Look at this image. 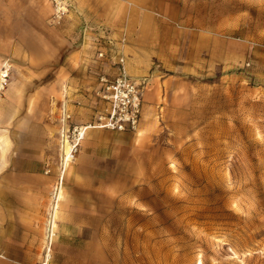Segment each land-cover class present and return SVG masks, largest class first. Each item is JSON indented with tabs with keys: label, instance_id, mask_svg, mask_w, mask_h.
Here are the masks:
<instances>
[{
	"label": "rangeland",
	"instance_id": "obj_1",
	"mask_svg": "<svg viewBox=\"0 0 264 264\" xmlns=\"http://www.w3.org/2000/svg\"><path fill=\"white\" fill-rule=\"evenodd\" d=\"M66 1L57 21L50 0L25 7L6 0L0 11V117L11 111L0 130L12 145L15 114L3 99L16 94L23 143L44 157L39 174L0 173V219L7 212L14 219L19 195L38 203L41 216L32 241L9 229L8 250L0 251L7 264L50 260L56 192L69 183L78 153L64 167L60 133L93 123L105 109L94 91L98 70L81 65L94 13ZM183 1L188 23L211 31L214 52L170 83L175 106L157 108L151 141L104 173L111 189H98L100 264H264V0ZM64 103L70 117L63 125ZM8 221L0 220L1 233Z\"/></svg>",
	"mask_w": 264,
	"mask_h": 264
},
{
	"label": "crops",
	"instance_id": "obj_2",
	"mask_svg": "<svg viewBox=\"0 0 264 264\" xmlns=\"http://www.w3.org/2000/svg\"><path fill=\"white\" fill-rule=\"evenodd\" d=\"M21 1L24 7L30 2ZM5 2L6 0H0V11L6 7ZM183 2V0H70L78 12L94 13L91 25L95 32L87 40L83 50L81 61L83 68L89 66L97 69L98 76L115 75L119 66L114 61L97 59L96 42L99 38H109L117 43L123 40L124 69L137 81L146 78V88L142 94L143 116L136 132L115 131L96 126L86 128L71 169L69 183L59 190L57 215L52 224L55 226L52 228L49 241L51 250L49 264L101 263L98 261L101 255L99 251H103L98 243V189H111L110 185L104 184L102 180L105 177L104 173L110 172L111 163L118 164L126 162L128 158L133 159L140 149L151 141L157 131L154 122L157 108L166 111L175 106L172 97L167 94V91H170V83L177 75L185 72L189 74L194 59L200 60L203 54H213L214 39L209 36L211 31L208 27L206 32L200 31L198 25L188 23L190 15L181 13ZM210 12V17L213 18V10ZM183 32H188L189 38L183 39L182 43ZM180 44L186 45L185 51L180 50ZM97 88L99 81L96 80L94 91ZM10 92L11 90L8 91ZM3 102L8 108L14 109L12 112L15 114L13 118L15 135L10 145L6 143L4 135L6 130H0L4 131L0 132V173L10 167L14 169L16 175L28 171L41 173L44 157L38 151L33 152L36 147L31 145L27 147L23 143L22 130L19 132L18 129L20 122L17 120V109L21 111L22 99L16 94H6ZM104 107L105 102L98 97V108ZM10 115L11 111L0 117V122L10 120ZM79 119L87 123L90 117L82 115ZM22 184L20 186L24 187ZM14 200L15 216L10 213L14 219L7 218L8 212L0 219L2 222L9 220L6 231L2 233L0 231V251L8 250V237L11 236L12 227L18 229L16 238H19V241H32L33 235L39 236V233L35 232L38 227L36 221L41 217L35 211L38 203L20 195L14 197ZM4 204L6 202L2 205ZM12 220L15 223H12ZM39 245L40 243L37 247ZM0 264L7 263L0 260Z\"/></svg>",
	"mask_w": 264,
	"mask_h": 264
},
{
	"label": "built area",
	"instance_id": "obj_3",
	"mask_svg": "<svg viewBox=\"0 0 264 264\" xmlns=\"http://www.w3.org/2000/svg\"><path fill=\"white\" fill-rule=\"evenodd\" d=\"M50 1L52 4L51 19L57 21L68 11L69 4L66 0ZM96 44L98 46L97 59L114 61L119 66V70L113 76H98L99 88L96 94L105 102L106 107L103 111L97 112L94 122L86 126H72L71 128L63 126L60 136L64 142L69 144V161L75 157L84 139L86 128L96 126L115 131L136 132L142 119L144 84L143 81L133 79L124 69L123 40L117 43L109 38H99ZM62 111L60 121L64 125L70 117L65 103L62 105ZM65 158L64 154L63 159ZM48 263L49 255H46L42 264Z\"/></svg>",
	"mask_w": 264,
	"mask_h": 264
},
{
	"label": "bare ground",
	"instance_id": "obj_4",
	"mask_svg": "<svg viewBox=\"0 0 264 264\" xmlns=\"http://www.w3.org/2000/svg\"><path fill=\"white\" fill-rule=\"evenodd\" d=\"M6 76V74H4V73H1V75H0V77L1 76ZM1 79H2V77H1ZM61 150H62V153H63V156H64V154H65V156H66V158H65V163H64V167H66L67 166V162H69V144L67 143V142H64L63 140L61 141ZM59 189V188H58ZM58 192H59V190L56 192L57 193V197L59 196L58 195ZM54 213H55V211H54ZM53 214V213H52ZM52 222V221H51Z\"/></svg>",
	"mask_w": 264,
	"mask_h": 264
}]
</instances>
